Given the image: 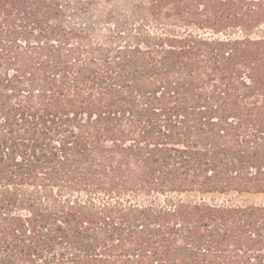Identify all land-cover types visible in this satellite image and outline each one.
I'll return each mask as SVG.
<instances>
[{
  "label": "trees",
  "instance_id": "trees-1",
  "mask_svg": "<svg viewBox=\"0 0 264 264\" xmlns=\"http://www.w3.org/2000/svg\"><path fill=\"white\" fill-rule=\"evenodd\" d=\"M264 0H0V264H264Z\"/></svg>",
  "mask_w": 264,
  "mask_h": 264
},
{
  "label": "rangeland",
  "instance_id": "rangeland-1",
  "mask_svg": "<svg viewBox=\"0 0 264 264\" xmlns=\"http://www.w3.org/2000/svg\"><path fill=\"white\" fill-rule=\"evenodd\" d=\"M180 198L185 200H215L219 202H247V203H263L264 194L254 192H229V193H210L202 194L197 192L182 193Z\"/></svg>",
  "mask_w": 264,
  "mask_h": 264
}]
</instances>
